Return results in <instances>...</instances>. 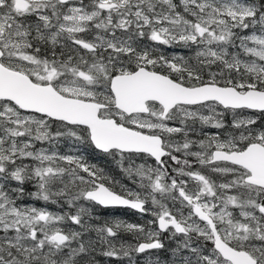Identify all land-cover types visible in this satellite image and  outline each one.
<instances>
[{"label": "snow or ice", "instance_id": "obj_1", "mask_svg": "<svg viewBox=\"0 0 264 264\" xmlns=\"http://www.w3.org/2000/svg\"><path fill=\"white\" fill-rule=\"evenodd\" d=\"M141 254L264 264V0H0V264Z\"/></svg>", "mask_w": 264, "mask_h": 264}, {"label": "rangeland", "instance_id": "obj_2", "mask_svg": "<svg viewBox=\"0 0 264 264\" xmlns=\"http://www.w3.org/2000/svg\"><path fill=\"white\" fill-rule=\"evenodd\" d=\"M184 51V49H180V48H178V52H183ZM65 149H61V151H64ZM85 152H86V154H88V153H91V151L90 150H88V149H85ZM89 158H90V160H91V162H93V163H96L95 161V158H96V155L95 154H91L90 156H89ZM110 176H112V177H115V179H117V180H119L120 181V183L121 184H126V185H128L129 187H132V185L129 183V181H127L126 179H124L123 178V176L121 175V174H114V175H110ZM115 187H116V190H120V184H117V185H115ZM26 203L28 202V201H25ZM49 207V206H48ZM50 208V207H49ZM50 210H53V211H58L59 209H57L56 208V206H52V208H50ZM94 211H98L99 212V209L97 208V209H95ZM101 217V221H103V220H105V219H113L112 218V216H110V215H104V216H100ZM116 219H118V218H116ZM141 219V221H140V223H143V222H145L146 220H148V219H150V217H142V218H140ZM125 235V236H124ZM121 237H122V239H124V240H128V241H131L132 240V237H131V235H129V234H121ZM131 237V238H130ZM101 259V264H103V260H104V258H100ZM112 264H119V262H117V261H113L112 262ZM136 264H146V262H145V259H143V258H140L139 260L136 258Z\"/></svg>", "mask_w": 264, "mask_h": 264}, {"label": "trees", "instance_id": "obj_3", "mask_svg": "<svg viewBox=\"0 0 264 264\" xmlns=\"http://www.w3.org/2000/svg\"><path fill=\"white\" fill-rule=\"evenodd\" d=\"M166 51L168 52H173V51H176L178 52V48H174V49H167ZM91 151V149H89ZM96 154V158H95V162L98 164V165H102L103 168H105V170L108 172V174L110 175H114V174H120L116 169H115V166L111 163H109L108 161L105 160V158L101 157V158H98L97 159V156H101L99 153H95ZM53 205H49L50 208H52ZM103 213L105 214H108L109 211H106V210H102ZM119 213L120 215L119 216H122V217H126V218H129L128 221L131 222V223H139V216L137 214L134 213V217L131 216L130 214H128L126 212V210H119ZM160 257L162 259H166L167 258V253H164V252H161L159 253ZM145 256L146 254H141L140 256L137 257V259L139 260L140 258H143L145 259ZM146 262V260H145Z\"/></svg>", "mask_w": 264, "mask_h": 264}, {"label": "flooded vegetation", "instance_id": "obj_4", "mask_svg": "<svg viewBox=\"0 0 264 264\" xmlns=\"http://www.w3.org/2000/svg\"><path fill=\"white\" fill-rule=\"evenodd\" d=\"M95 164H97V163H95ZM97 165H98V164H97ZM99 166L102 167V165H99ZM98 209H99V212H98V211H96V212H98V213L100 214V216H103V213L100 212V210H102V209H101V208H98ZM104 210L109 211L107 215L112 216V218L122 219V220H125V221H127V222H129V221H128L129 218L119 216V215H120L119 210H126V212H127L128 214H130V215L133 216V217L135 216L134 213H133L132 211H130L129 209H123V208H112V209H104ZM144 217H147V216H144ZM139 218H142V216L139 215Z\"/></svg>", "mask_w": 264, "mask_h": 264}, {"label": "bare ground", "instance_id": "obj_5", "mask_svg": "<svg viewBox=\"0 0 264 264\" xmlns=\"http://www.w3.org/2000/svg\"><path fill=\"white\" fill-rule=\"evenodd\" d=\"M125 236V235H124ZM131 238V237H130Z\"/></svg>", "mask_w": 264, "mask_h": 264}]
</instances>
